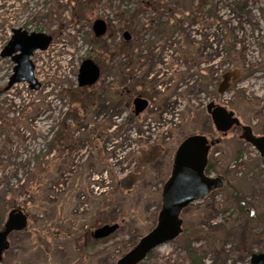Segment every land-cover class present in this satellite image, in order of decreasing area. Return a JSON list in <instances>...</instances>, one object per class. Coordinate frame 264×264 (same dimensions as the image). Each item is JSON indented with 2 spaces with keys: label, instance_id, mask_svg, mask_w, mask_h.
I'll list each match as a JSON object with an SVG mask.
<instances>
[{
  "label": "rangeland",
  "instance_id": "rangeland-1",
  "mask_svg": "<svg viewBox=\"0 0 264 264\" xmlns=\"http://www.w3.org/2000/svg\"><path fill=\"white\" fill-rule=\"evenodd\" d=\"M96 19L108 24L99 37ZM14 28L53 37L32 56L38 90L8 86L14 62L2 52ZM86 58L101 75L83 91ZM235 68L240 78L220 93ZM137 96L149 101L139 114ZM212 101L264 136V0H0V228L13 208L29 215L1 264H117L156 226L182 140L221 136ZM238 133L211 150L208 172L225 185L189 204L184 232L138 264H193L190 247L199 264H251L264 251V156ZM233 186L256 211L246 250Z\"/></svg>",
  "mask_w": 264,
  "mask_h": 264
},
{
  "label": "water",
  "instance_id": "water-1",
  "mask_svg": "<svg viewBox=\"0 0 264 264\" xmlns=\"http://www.w3.org/2000/svg\"><path fill=\"white\" fill-rule=\"evenodd\" d=\"M93 31L96 36L106 33L108 24L103 19H96L93 23ZM126 40L131 38L128 30L124 31ZM53 37L44 32L14 28L13 35L4 47L2 56L9 57L14 62L13 73L10 76L8 86L16 83L27 82L31 89L38 90L41 87L40 81L35 76V65L32 55L36 50H46L52 43ZM101 75V69L91 58H86L80 65L78 73V84L81 87L94 85ZM240 78V70L235 68L223 74L218 91L224 93L231 82ZM135 114L141 113L149 104L148 99L136 97L133 101ZM219 130H228L229 126L220 121L223 115L232 117L233 111H226L223 106L210 102L207 105ZM231 121L239 125L238 117L231 118ZM242 137L250 142L264 156V136L256 137L252 133L250 125H243ZM215 141H209L204 134L188 136L177 149L171 175L165 183L162 191V208L159 213L158 222L147 234L143 235L138 243L126 252L117 264H138L156 247L169 242L180 235L183 231V219L181 213L184 208L196 200L207 196L214 188L223 185L222 178H212L205 174L207 155L210 145ZM198 149V155L189 152ZM28 225V213L22 208H13L5 222L3 229H0V262L3 260L4 252L10 247L9 236L16 231L24 230ZM119 223H107L97 228L93 237L96 239L106 238L119 228ZM251 264H264V251L251 255Z\"/></svg>",
  "mask_w": 264,
  "mask_h": 264
},
{
  "label": "trees",
  "instance_id": "trees-1",
  "mask_svg": "<svg viewBox=\"0 0 264 264\" xmlns=\"http://www.w3.org/2000/svg\"><path fill=\"white\" fill-rule=\"evenodd\" d=\"M78 89L79 90L82 89L84 91L85 89H87V87H79ZM211 169H212V166H210V164H209L208 170H211ZM224 179H226V177H224ZM233 188L235 190V193L233 195L232 202L235 205V208H236V211L238 212V214L241 217H244L246 219V221L242 227V230L240 232V239H239V241L241 242V245L246 250L247 244L251 240V238L249 237L248 231H249V227H250L249 225L253 222V220L255 218V216L253 215L255 208H252V204L246 199V197L243 195V193L241 192L240 189H238L235 186H233ZM101 240H103V239H101ZM101 240L95 239V241H101ZM188 251H189L190 256H192L193 264H199V262L196 260L195 249L190 247L188 249Z\"/></svg>",
  "mask_w": 264,
  "mask_h": 264
},
{
  "label": "flooded vegetation",
  "instance_id": "flooded-vegetation-1",
  "mask_svg": "<svg viewBox=\"0 0 264 264\" xmlns=\"http://www.w3.org/2000/svg\"><path fill=\"white\" fill-rule=\"evenodd\" d=\"M217 105H220V104H218L217 103ZM220 106H223L224 108H225V110L226 111H233V110H231V109H229L226 105H220ZM234 112V117H238L237 116V114H236V112L235 111H233ZM209 113V112H208ZM233 116L232 117H227L226 115H223L222 117H221V119H220V121H221V123H222V120H223V118H224V125H225V127L226 126H229V128H228V130H219L218 129V127H217V124L214 122V120H213V118H212V116H211V114L209 113V117H210V119H211V121H212V128H213V130L216 132V133H219L221 136L219 137V138H215V139H213L214 141H215V143L214 144H212V145H210V148H209V150H208V155H207V163H206V166H205V174L207 175V176H209V177H212V178H216V177H221L222 178V181L223 182H225L224 181V177L223 176H221V175H215V176H213V175H210L209 174V170H208V165L210 164V166H212V163H211V157H210V155H211V150H212V148L216 145V144H218L222 139H224V138H226V136L229 134V132H231L233 129H239V131H240V133H238V134H236L237 135V137L239 138V139H244L243 137H242V135H243V133H244V129H243V125H248V124H245V123H242L241 121V123L239 124V125H236L234 122H232L231 121V118H233ZM239 118V117H238ZM240 119V118H239ZM241 120V119H240ZM251 126V125H250ZM251 128H252V133L256 136V137H258V136H263V135H261V134H257V133H255L254 132V129H253V127L251 126ZM198 134H200V133H198ZM209 138V137H208ZM212 139H210L209 138V141H211ZM247 142V141H246ZM192 154H195V155H198V149H193V153H191V152H189L188 153V155H187V158H189ZM261 156H263V155H261ZM175 159V158H174ZM224 184V183H223ZM223 186V185H222ZM222 186H220V187H216V188H214L209 194H211V193H213L215 190H217V189H219V188H222ZM208 194V195H209ZM207 195V196H208ZM4 224H5V222H4ZM4 224H3V227H4ZM2 227V228H3ZM2 228H0V229H2Z\"/></svg>",
  "mask_w": 264,
  "mask_h": 264
}]
</instances>
